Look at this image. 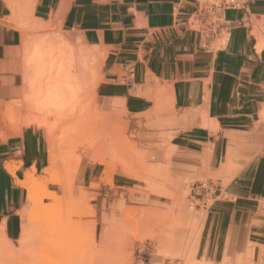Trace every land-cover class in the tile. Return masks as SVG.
Instances as JSON below:
<instances>
[{
	"label": "rangeland",
	"instance_id": "rangeland-1",
	"mask_svg": "<svg viewBox=\"0 0 264 264\" xmlns=\"http://www.w3.org/2000/svg\"><path fill=\"white\" fill-rule=\"evenodd\" d=\"M31 4L33 6L34 1ZM56 18L52 16L48 20L50 25L46 29L27 30L23 24L18 25L21 31L24 29L28 33L22 35L24 48L16 71L19 75L16 84L19 87L13 95L5 99L0 98V141L7 147L3 153L0 152V182L4 183L3 190H0V219L6 212L13 213L10 216L12 233H9L4 223H0V264H96L94 255L106 249L110 252L107 264H170V260H163L162 249L156 246L157 233L154 226L151 222L149 224V220L148 222L143 220L157 219L174 204L183 208L185 205L186 212H189L187 221L195 223L193 229L188 230L190 235L186 234L188 249L193 248L198 254L204 253L209 262L218 261L219 254L216 253V260L213 256L210 258L208 254L211 238H208L206 231L209 219L207 213L209 215V211L213 210V205L210 204H213L220 190L228 187L233 171L230 169L227 173L228 180L224 183L213 173L220 160L219 148L215 149L212 156L205 152V148V154L203 152L199 156V149L187 146V149L194 151L188 153L185 142L173 139L176 134L175 128H180V124L174 119L175 111L168 91L150 89L147 91L148 95L143 97L144 92L138 90L135 94H140L141 97L133 98L129 96L124 85L105 84L102 63L107 52L104 53L98 47H95L99 56L97 62L93 58V49L83 50L84 54L80 53L83 62L90 65L83 77L86 82L81 89L84 95L81 96V102H78L81 107L72 105V109L68 108L66 117L61 121L55 122L52 118L47 120L48 126L52 127L50 144L55 154L53 171L57 185L54 181H50L53 184L48 182L50 197L42 202L43 205L47 204V208L37 204L40 208L36 205L37 210L34 212L35 209H32L34 225L39 222L42 226L22 232V226L27 220L26 216H21V211L28 202L26 188L18 182L34 169L35 178L41 179L43 169L48 165L47 147L42 128L26 122L23 117L21 121L14 119L10 112L19 103L18 91L24 82L21 80L25 67L24 58L29 53L28 45L31 41H41L39 48L46 57L43 59V65L46 66V70L47 68L50 70L46 71L50 79L48 75L47 77L43 75V80L50 81L46 82L48 87L58 80L56 78L64 65L71 61L69 57L79 56L78 50L73 53L74 49L80 47L76 40L79 36L54 29L57 24ZM30 19L31 28L35 21L31 14ZM50 46L56 47V50ZM259 46L260 44L258 49ZM45 61L52 68L49 69ZM117 68L118 75H121L120 66ZM56 85H59L58 82ZM91 93H95L101 101H106V108L97 114L93 107L96 104L89 101L95 96L92 94L93 97H90L88 94ZM84 101L86 102L82 103ZM14 111L16 112V109ZM90 117L94 120L90 121L94 123L92 126H89V122H84ZM201 127L212 131L214 129L205 118ZM29 128L36 130L43 148L40 159L36 161L28 154L17 150V139ZM99 141H105L106 148L104 147L100 153H94L93 146ZM6 163L14 165L13 175L5 169ZM133 173L136 178L131 177ZM202 182H206L208 187L215 186L216 192L205 195L204 191L199 189ZM11 184L14 186L11 187ZM35 189L38 191L37 187ZM5 192L8 195V205L4 199ZM54 203L57 205L53 207ZM58 204L63 207L60 214L57 210ZM54 210H57L58 216ZM66 210H69L68 214ZM37 217L41 218V222ZM46 218L47 222L49 220V223L53 224L51 228L55 223L57 225L55 231L59 229L61 233L58 230L59 234L54 232L52 236H48L51 225L46 223ZM104 232L107 234L101 238ZM65 234L71 238L66 239ZM39 235L42 241L47 239L49 242L51 251L48 250L50 255L47 258L40 256L38 250L34 249L36 242L41 241ZM240 246L243 247L241 243Z\"/></svg>",
	"mask_w": 264,
	"mask_h": 264
},
{
	"label": "crops",
	"instance_id": "crops-1",
	"mask_svg": "<svg viewBox=\"0 0 264 264\" xmlns=\"http://www.w3.org/2000/svg\"><path fill=\"white\" fill-rule=\"evenodd\" d=\"M238 2L218 11L193 0H0V98L19 87L16 71L28 33L18 25L33 30L30 14L33 20L57 17L54 29L107 52L105 84L124 85L133 98L141 97L138 90L145 97L150 89L168 91L180 124L173 139L185 149L197 148L200 156L206 148L212 156L219 148L213 173L233 174L207 213L209 257L225 254L235 264L241 243L252 245L244 264H264V47H256L264 44V0ZM204 118L213 131L201 127ZM17 142L19 152L40 159L35 129L24 130ZM4 199L8 205L6 192ZM11 215L0 219L9 233Z\"/></svg>",
	"mask_w": 264,
	"mask_h": 264
},
{
	"label": "bare ground",
	"instance_id": "bare-ground-1",
	"mask_svg": "<svg viewBox=\"0 0 264 264\" xmlns=\"http://www.w3.org/2000/svg\"><path fill=\"white\" fill-rule=\"evenodd\" d=\"M11 4L12 3H10L9 5H11ZM65 11H66V9H65ZM60 15H62V14H60ZM49 25H50V22H48V21L35 20L34 25H32V27H34V29L38 30V29H46ZM76 40L78 41V44L80 47H79V49H74L73 53L78 50L79 56L78 57L75 56L76 57L75 58L73 55L70 54L71 57H69V61L70 60L71 61L68 62L66 65H64L60 75L58 74V77L56 78L58 80L53 82L55 84L49 86L52 88V86L54 87V85H55V87L52 89H50L48 87V84L46 83L47 81H49L48 79H50V76L48 74H46L47 73L46 71L48 70V68L46 70V66L44 67V65H43V59L45 60L46 57H44L45 55H43L42 51L39 48V45H41V43H40L41 41L38 40V42L37 41L34 42L35 41L34 40V41H31L30 45L27 44L29 53L24 58L25 59L24 60L25 67H24L23 73L21 74V80H23L24 82H22L23 85L21 88H19V91H18V93L20 95V99L18 100L19 103L16 105V107L12 108L10 115L14 119H16V118L20 119V121H21V118L23 117L26 119V122H31V124H34V126L37 125L38 127L42 128L44 130L45 139H46V147H47V163H48V165L43 169V176L41 177V179L35 178V176H34V170L35 169L34 170L32 169L33 170L32 172L25 174L24 179L18 182L19 185L26 188V191H27L26 199L28 202V203L26 202L28 205H26V207L24 209H22V211H21V216L22 217L26 216V220H27V223L24 226H22V232H26V231L28 232V231H30V229H33L34 227H41L42 226L41 223H39V222H37L35 224L36 226L34 225V223H33L34 218L32 217V215H34V214L32 213V211H33L32 209H35V206L37 204L38 205L40 204V206H43V207L45 206V208L48 207L47 204L43 205L42 202L50 197L51 191L49 189H47V185L50 183L53 184L50 181H54V178H55V174L53 171V166H54V162H55V154H54L53 149L51 148V144H50V131L52 130V127L48 126L47 120L49 118H52L55 122H58L59 120L61 121L64 117H66L65 113H67L66 111L68 110V108L72 109V107H71L72 105H74L75 107H78V108L81 107L80 106L81 104L79 105V103L81 102L80 101L81 96L84 95V92H83V94L81 93V89H82V87H84L83 85L86 82V81H84L85 79L83 77H85V74L87 73V70L90 68V65L88 63L83 62L80 53H83L82 52L83 50H86V51L91 50V48H90V46L84 44L80 40L79 37H77ZM50 47H53V46H50ZM256 47H258V46H256ZM259 47L260 48L264 47V44L263 45L261 44ZM54 49L56 50V47ZM63 50H64V48H63ZM93 50H94L93 51L94 52L93 58L97 62L99 56H98V53L96 52V48L95 49L93 48ZM53 55H54V53H53ZM45 62H46L45 64H47V66H48L49 64L47 63V61H45ZM48 67H49V69H50V67L52 68V66H48ZM48 71H50V70H48ZM49 74H51V72ZM43 75H44V77H47V75L49 76L47 81L43 80L44 79ZM25 82H27V84ZM56 82H58L59 87L56 85ZM45 83L47 84V86ZM145 88H147V87H145ZM89 91H90V89H89ZM94 91H95V89H94ZM92 94H95V93H91V95L90 94H88V95L91 97ZM146 96H147V94H146ZM143 97H145V96L143 95ZM86 99H84V100H86ZM88 99H91V98H88ZM89 101H90V103L92 102V104H96L93 106L97 110L96 114L98 111H103V109L106 108V104H105L106 101L105 102L101 101L99 98H97L96 94L93 97V99H91ZM85 102L86 101H84L82 103H85ZM92 104H90V105H92ZM88 105L89 104H87V106ZM82 107H84V106H82ZM86 107H85V109H87ZM107 108H109V107H107ZM15 109H16V112L14 111ZM85 109H83V110H85ZM93 113H94V111H93ZM87 119L88 120L84 121V122H86V123L89 122L90 123L89 126L94 125V123H91V122H94V120L91 117L87 118ZM96 122H97V120H96ZM92 129H94V128H92ZM86 130H87V128H86ZM106 145H107V143H106ZM104 147L106 148L105 141L104 142L99 141L98 143H96V145L93 146L92 151L94 153H100L103 151ZM4 167L11 175H13L15 173L14 165L12 166L11 164L6 163V164H4ZM217 176L219 178H221L224 183H226V181L228 180L227 179L228 177L223 176L222 174L217 175ZM131 177L136 178L137 176L134 175V173H133V176H131ZM46 181H47V183H45ZM48 182H50V183H48ZM55 182L57 183V181H54V184H56ZM40 186H41V188L39 189ZM36 187H37L38 191L35 189ZM52 194H53V192H52ZM51 204H53V201ZM173 204H174V202H173ZM38 205H37V208H40V207H38ZM56 205L57 204L54 203L53 207ZM50 207H52V205ZM58 207H59V209H57V208L56 209L58 210V212L60 211L59 212V214H60L62 212L61 208H63V207H61L60 205ZM168 208H167L168 209L167 212L164 211L163 213H161V215L157 219L155 218V220L154 219H147V218H145V220H143V222H146V221L148 222V220H149V224L152 223L151 225L154 226L153 228H154V230H156V233H157L155 236V238H157V239H155V243H156V246L158 248L162 249L161 253H162L163 260L164 259L170 260V262L168 261L170 264H231L232 263V261H229L230 260L229 256H226L225 254H223L221 257H219L218 261L216 260L213 262H209L204 253L198 254L197 253L198 251L196 252L195 249H193V248L188 249V244L186 242L188 240H186L187 239L186 236L188 234L190 235L189 231H191L190 229H193L195 223L191 222V220L187 221V220H189L187 218V217H189L188 216L189 212L188 213L186 212L187 210H185V209L187 207H185V205L183 208V206L180 207V206H178V204H176V205L174 204L172 206L170 205V207H168ZM44 209H43V211L45 212ZM36 210L37 209H35L34 212ZM57 210L56 211L54 210V212H55V215L58 216L59 214L56 213ZM39 211H41V210H39ZM68 211L69 210H66V214H68L67 213ZM42 214H43V212H42ZM49 215L51 216L50 213H49ZM55 215H52V216H55ZM44 217H45V215L43 216V218ZM37 218H39V217H37ZM48 218H49V216H48ZM39 219L41 222V218H39ZM46 223H48L49 226L51 225L49 228L51 229L52 233L50 231H48L50 234V235H48V232H47L48 236H52L54 232L59 234V232H60L59 229H57V231H55V227H57V225H55V223H54L53 228H51L53 224L49 223V220L47 222V218H46ZM43 225H44V223H43ZM52 229L54 231H52ZM58 230H59V232H58ZM41 233H43V232H41ZM104 233L105 234H103V236L101 238H104L106 236L107 232H104ZM93 234H94V232H93ZM195 235H196V233H195ZM39 237H40V235H39ZM65 238L69 240L71 237L68 234H65ZM50 239H51V237H50ZM40 240H41V237H40ZM93 240H94V238H93ZM197 241H195V242H197ZM31 242H30V244H31ZM192 244H193V241H192ZM33 245H31V247H33ZM217 245H216V248L219 249L220 246L219 245L217 246ZM28 246H29V244H28ZM34 247H36L34 249L38 250V253L40 256H42V257L44 256L47 258V256L50 255L48 250L49 251H51V250L49 249V242L47 239L46 240L43 239V241L41 240L40 242L39 241L36 242V246L34 245ZM251 248H252V245L249 249L248 247L245 248V246L242 248L240 246V244H238V251L236 252L237 256L235 258V264H236V262H238V264H244L245 262L243 260V257L252 258ZM101 249H104V248H101ZM106 250L101 251L100 253L98 252L97 255H94V259L96 261V264H107L108 263L106 261H108L110 258V254H109L110 252L107 250L108 251V253H107ZM218 251H220V250H218ZM35 254L37 255V253H35ZM53 254L51 256H53ZM214 255H216V252ZM37 257H39V256H37ZM49 258H51V257H49ZM42 261H43V259H42ZM93 264H95V263H93ZM233 264H234V262H233Z\"/></svg>",
	"mask_w": 264,
	"mask_h": 264
},
{
	"label": "built area",
	"instance_id": "built-area-1",
	"mask_svg": "<svg viewBox=\"0 0 264 264\" xmlns=\"http://www.w3.org/2000/svg\"><path fill=\"white\" fill-rule=\"evenodd\" d=\"M193 1H195L202 10L207 9V10L221 11L223 9L239 7L238 0H193ZM199 189L204 191L205 195L208 194L209 192H211V194H214L216 192V187L212 185L208 187V184L206 182L200 183Z\"/></svg>",
	"mask_w": 264,
	"mask_h": 264
}]
</instances>
